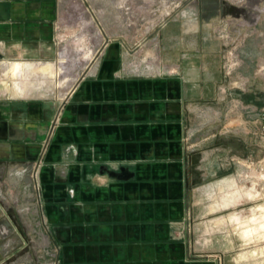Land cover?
Returning a JSON list of instances; mask_svg holds the SVG:
<instances>
[{"label":"crops","instance_id":"obj_1","mask_svg":"<svg viewBox=\"0 0 264 264\" xmlns=\"http://www.w3.org/2000/svg\"><path fill=\"white\" fill-rule=\"evenodd\" d=\"M58 12V0H0V159L19 161L9 167L16 198L30 193L21 162L35 160L42 214L34 204L27 218L48 246L43 263L56 252L53 264H229V242L215 241L225 234L218 214L238 194L217 197L230 174L214 167L216 149L207 164L188 142L221 80L218 41L197 20H173L158 75L139 76L108 36L101 63L61 109L37 92L56 73ZM231 219L244 237L264 230V214ZM5 232L0 264H21L5 258Z\"/></svg>","mask_w":264,"mask_h":264},{"label":"rangeland","instance_id":"obj_2","mask_svg":"<svg viewBox=\"0 0 264 264\" xmlns=\"http://www.w3.org/2000/svg\"><path fill=\"white\" fill-rule=\"evenodd\" d=\"M58 7L55 57L49 60L56 73L50 87L36 90L56 101L57 107L78 77L85 71L92 74L93 66L101 63L108 36L123 42L121 62L128 72L158 75L163 65L159 43L173 20L192 18L208 28L219 43L221 80L213 103L198 107L188 142L207 164L208 151L216 149L211 155L214 167L221 164L230 174L217 197L234 199L238 194L239 201L218 214L223 215L219 224L225 234H218L215 241L229 242V264H264V230L244 237L243 226L231 219L235 214L241 220L264 214V0H58ZM11 160L0 159V228L6 231L2 252L8 261L21 259L22 264L29 258L44 264L48 246L27 218V206L36 205L35 160L21 162L30 191L23 198L11 191L9 167L19 162ZM31 223L34 226L29 227ZM53 260L49 257L48 264Z\"/></svg>","mask_w":264,"mask_h":264},{"label":"built area","instance_id":"obj_3","mask_svg":"<svg viewBox=\"0 0 264 264\" xmlns=\"http://www.w3.org/2000/svg\"><path fill=\"white\" fill-rule=\"evenodd\" d=\"M87 74H90V72H84L81 76L78 77V79L76 80V82L73 84V86L70 88L69 92L67 93V95L65 96V98L62 99V105H61V109L64 107L66 101L68 100V98H70L71 95H73L74 91L76 90L78 84L86 78ZM77 81H80L77 85ZM37 167V165H36ZM35 167L34 170V175H33V185H34V190H35V196L34 199L36 200V210H37V214L38 216H41L42 214V204L40 201V186L38 183V173H37V169ZM46 238H48V236L46 235ZM52 256L56 257L57 253L56 252H52L51 253ZM54 263V262H53Z\"/></svg>","mask_w":264,"mask_h":264},{"label":"water","instance_id":"obj_4","mask_svg":"<svg viewBox=\"0 0 264 264\" xmlns=\"http://www.w3.org/2000/svg\"><path fill=\"white\" fill-rule=\"evenodd\" d=\"M114 174H115L117 177H119V178H124L125 176L128 175V173L125 171L124 168L121 169V172H120V173H116V172H115ZM18 230H19L20 234L23 236V238L26 239L24 229L18 225Z\"/></svg>","mask_w":264,"mask_h":264},{"label":"bare ground","instance_id":"obj_5","mask_svg":"<svg viewBox=\"0 0 264 264\" xmlns=\"http://www.w3.org/2000/svg\"><path fill=\"white\" fill-rule=\"evenodd\" d=\"M19 66H20L19 64H16V65H15L16 69L19 68Z\"/></svg>","mask_w":264,"mask_h":264}]
</instances>
